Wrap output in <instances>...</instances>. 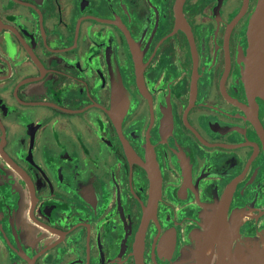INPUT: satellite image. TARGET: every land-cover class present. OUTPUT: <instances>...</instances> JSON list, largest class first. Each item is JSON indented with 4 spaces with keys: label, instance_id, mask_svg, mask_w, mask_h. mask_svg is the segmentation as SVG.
<instances>
[{
    "label": "flooded vegetation",
    "instance_id": "1",
    "mask_svg": "<svg viewBox=\"0 0 264 264\" xmlns=\"http://www.w3.org/2000/svg\"><path fill=\"white\" fill-rule=\"evenodd\" d=\"M258 1L0 0V264L264 253Z\"/></svg>",
    "mask_w": 264,
    "mask_h": 264
},
{
    "label": "water",
    "instance_id": "2",
    "mask_svg": "<svg viewBox=\"0 0 264 264\" xmlns=\"http://www.w3.org/2000/svg\"><path fill=\"white\" fill-rule=\"evenodd\" d=\"M247 2L248 0H245L242 13L247 6ZM245 76L249 89L264 98V0L258 1L249 22V48ZM160 190V176L154 173L152 174V201L155 203L157 202V196L160 195ZM218 238L217 231L213 226L195 251L194 257L197 259L195 264L209 263L208 250L212 243L218 242ZM221 250L223 251V247ZM257 254V256L247 254L245 260L242 259L243 254H240L238 258L234 255L231 257L232 264H264V253L259 251Z\"/></svg>",
    "mask_w": 264,
    "mask_h": 264
}]
</instances>
